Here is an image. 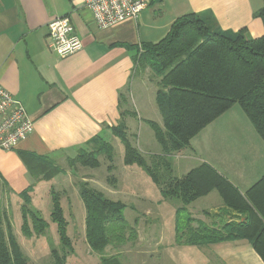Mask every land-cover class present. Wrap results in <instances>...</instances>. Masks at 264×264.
Returning <instances> with one entry per match:
<instances>
[{
    "label": "crops",
    "instance_id": "crops-1",
    "mask_svg": "<svg viewBox=\"0 0 264 264\" xmlns=\"http://www.w3.org/2000/svg\"><path fill=\"white\" fill-rule=\"evenodd\" d=\"M146 1L136 20L99 29L84 0H0V85L22 104L33 122V131L25 141L14 150L0 151V182L14 196L35 184L22 155L46 158L62 170L80 149H88L93 139L106 143L104 138L113 136L111 129L120 121L127 133L136 129L139 111L155 112L156 89L150 72L147 69L133 74V62L142 46L159 42L177 18L198 14L214 28L242 30L248 38H258L264 32L261 19L254 15L262 0ZM62 16L69 18L82 45L73 54L60 58L47 48L46 35L47 24ZM234 106L194 136L187 150L197 160L196 166L208 163L244 194L264 174V151L244 112ZM149 122L153 121L146 120L150 127ZM160 153L161 148L150 155ZM114 180L116 184L115 177ZM120 182L119 188L113 184L111 190L99 187L115 197L128 194L127 188L134 183L138 195L136 172L125 171ZM88 183L97 185L91 179ZM163 201L157 200V206ZM186 210L192 219L214 228L242 219L223 207L215 191L189 204ZM163 235L161 232L152 238L157 262L158 253L164 251L166 256ZM173 235L168 252L175 258L198 248L201 256H212L218 264H264L244 240L186 246L176 244L175 232Z\"/></svg>",
    "mask_w": 264,
    "mask_h": 264
},
{
    "label": "trees",
    "instance_id": "trees-1",
    "mask_svg": "<svg viewBox=\"0 0 264 264\" xmlns=\"http://www.w3.org/2000/svg\"><path fill=\"white\" fill-rule=\"evenodd\" d=\"M160 0H150L156 3ZM264 30V0L255 12ZM133 74L145 70L155 86V104L161 125L149 122L161 153L147 159L128 140L125 124L120 121L111 131L123 146V164L139 167L158 188L163 200H176L175 242L186 246H209L244 240L264 263V174L241 194L214 167L202 162L181 178L173 176V157L190 149V140L232 106L238 105L264 142V32L248 38L242 30L222 31L212 27L198 14L177 18L167 34L155 44H144L134 58ZM90 151L80 149L73 162L83 167L98 168V157L104 155L114 166L113 147L93 139ZM28 173L35 181L50 182L61 169L46 158L22 155ZM69 162V161H68ZM75 162V163H76ZM114 177H107L113 182ZM33 186L21 192L20 207L23 236H42L48 223L31 208ZM217 192L226 210L242 217L214 228L190 217L186 207L197 199ZM78 196L84 206V235L89 248L98 253L101 264H119L116 256H105L107 246L124 245L136 239V230L123 219L126 206L107 198L88 182L77 184ZM50 222L55 225L59 250L50 252L53 264H65L73 251L67 235V221L60 194L49 190ZM182 215V219H180ZM137 220L134 222L136 226ZM0 264H31L18 244L9 222L0 229Z\"/></svg>",
    "mask_w": 264,
    "mask_h": 264
},
{
    "label": "rangeland",
    "instance_id": "rangeland-1",
    "mask_svg": "<svg viewBox=\"0 0 264 264\" xmlns=\"http://www.w3.org/2000/svg\"><path fill=\"white\" fill-rule=\"evenodd\" d=\"M153 85V84H152ZM155 88V86L153 85ZM143 92V98L145 99ZM132 102V100L130 99ZM155 107V112L151 113L144 110L138 112L140 121L137 122L134 131H127L129 142L136 147L139 152L146 157L150 156L151 152H160V147L153 137L151 128L146 123V120L161 123V116ZM240 111L238 105L234 106ZM136 112V111H135ZM259 137V136H258ZM261 139V138H260ZM262 147L264 151V142ZM103 141V140H101ZM104 141L109 142L113 147L114 170L108 173L106 168L110 163L104 155L98 157L100 163L98 168L83 167L78 162H73L76 155L69 160L67 165L62 169V172L56 174L50 183L35 181L33 191L31 193V208L40 213V217L48 223V228L42 236H31L27 238L20 232L21 215L20 207L22 200L14 196L12 192L3 187L0 182V229L4 231L6 223L9 222L12 226L13 234L20 245L24 254L29 258L31 264H53L50 252L52 249L59 250V240L56 233L55 225L50 222L49 215L51 212V202L49 199L48 190L52 185L53 188L60 194L61 203L64 209L65 218L67 221V235L70 237L73 251L67 255L65 264H101L98 253L92 251L85 241L84 235V217L85 211L83 204L77 194V184L80 182H88L89 179L97 182V185L90 184L96 190L105 194L108 198L114 201H121L126 205L123 212V219L130 228L136 230V239L133 242H128L122 246H107L105 256H116L119 264H218L216 260L209 255L201 256L197 252L198 248H191V254L181 252L179 256L173 257L169 251L170 243L174 238L175 224V206L180 204L176 200H164L161 206H157L156 201L161 199L158 188L150 181L146 174L137 166L126 167L122 163L123 146L119 140L109 135L104 138ZM106 142V143H107ZM105 143V142H104ZM90 151V148L86 149ZM191 151L184 150L173 157V176L182 177L188 170L195 168L197 160L190 154ZM184 157H190L189 159ZM126 172H136L138 174L139 183L138 195L134 183L128 194L112 196L105 193L100 187L111 190L113 182L105 181L109 175L116 178L117 183L114 185L119 188L120 176ZM3 185V186H2ZM100 186V187H99ZM106 186V187H105ZM141 188V190L139 189ZM140 192V193H139ZM158 212H161L160 215ZM180 215V219H182ZM137 220L136 226L134 222ZM211 222L206 219V222ZM162 230V231H161ZM163 233L165 241L162 249L164 251L158 253L160 262H157L155 249L151 243L153 237ZM170 242V243H169ZM156 247V246H155ZM184 249V248H183ZM154 253V254H152ZM188 254V255H187Z\"/></svg>",
    "mask_w": 264,
    "mask_h": 264
},
{
    "label": "built area",
    "instance_id": "built-area-1",
    "mask_svg": "<svg viewBox=\"0 0 264 264\" xmlns=\"http://www.w3.org/2000/svg\"><path fill=\"white\" fill-rule=\"evenodd\" d=\"M146 0H84L95 26L106 29L127 20H136ZM68 17H56L47 24L46 46L63 58L81 48ZM33 131V122L22 104L0 85V151H11Z\"/></svg>",
    "mask_w": 264,
    "mask_h": 264
}]
</instances>
